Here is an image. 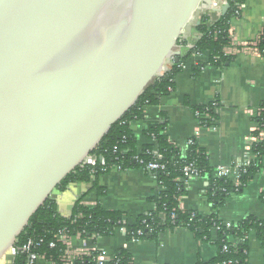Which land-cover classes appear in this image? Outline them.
<instances>
[{
    "label": "water",
    "instance_id": "95a60500",
    "mask_svg": "<svg viewBox=\"0 0 264 264\" xmlns=\"http://www.w3.org/2000/svg\"><path fill=\"white\" fill-rule=\"evenodd\" d=\"M211 6L0 0V260L169 60L177 62L182 31Z\"/></svg>",
    "mask_w": 264,
    "mask_h": 264
},
{
    "label": "crops",
    "instance_id": "0c3cea01",
    "mask_svg": "<svg viewBox=\"0 0 264 264\" xmlns=\"http://www.w3.org/2000/svg\"><path fill=\"white\" fill-rule=\"evenodd\" d=\"M203 15L216 21L221 14L207 11ZM229 26L230 46L224 54L230 58V63L222 69L206 68L197 77L192 76L190 63L177 74L173 92L161 98L157 105L144 107L142 119L130 124L138 150L147 143L143 133L149 127L166 122L169 141L181 151L194 141L206 152L213 173L218 168H232L249 158L250 136L255 127L253 119L264 101V58L255 48L264 28V0H244L239 17L232 19ZM198 38L195 27H189L180 40L186 46L177 47L176 51L180 56L184 55ZM171 65L172 61L167 66L170 68ZM216 101L217 121L212 128H205L199 124L191 107ZM96 183L103 193L101 196L91 182L72 184L64 192H54L51 199L56 203L58 213L68 218L81 197L86 206L99 203L106 211L124 213L129 223L153 210L149 200L156 195L157 182L141 169H111L101 174ZM208 186L207 176L188 179L184 186L186 193L178 200L180 210L204 217L216 215L222 224L231 226L250 217L264 221V204L260 197L264 193V160L255 178L238 194L228 197L217 211L206 197ZM81 248L95 251L107 261L125 251L132 264H199L208 263L217 256L213 242L196 240L184 228L166 231L157 241L127 242L123 230L111 237L71 241V250ZM247 248L248 264H264V250L254 233L247 237ZM0 264H12L9 254L0 260ZM35 264L52 263L41 258Z\"/></svg>",
    "mask_w": 264,
    "mask_h": 264
},
{
    "label": "trees",
    "instance_id": "16d2710c",
    "mask_svg": "<svg viewBox=\"0 0 264 264\" xmlns=\"http://www.w3.org/2000/svg\"><path fill=\"white\" fill-rule=\"evenodd\" d=\"M244 0H232L225 15H220L216 21L210 23L208 16L201 17L195 30L199 36L193 48L178 57L173 62L170 70L162 78L154 79L144 89L135 105L115 123L108 134L101 140L91 156L103 157L108 168L117 166L120 171L131 169H144L155 160L153 151L161 155L159 164L165 166L164 170L153 173L157 182V192L149 200L153 210L139 216L133 223H129L127 216L121 212L104 210L99 203L93 207H86L78 199L68 218L61 216L56 208L54 200L49 198L41 208L31 217L28 224L17 237L15 249L18 250L12 260V264H28V254L21 248L30 240L32 242L31 253L42 257L52 264H65L63 258L66 247L55 240L58 232L66 236L80 239L106 238L113 236L117 231L125 232L127 242L157 241L158 237L175 228L187 229L196 240L213 242L217 248V256L208 263L199 264H248L247 261V237L254 233L264 250V221L256 218L246 220L226 229L216 215L208 217L200 216L194 212L181 211L178 200L184 196L185 182L195 171L198 177L207 176L209 186L206 197L216 211L224 206L226 199L233 194H238L262 168L264 160V139L253 144L251 154L255 161L244 168L245 173L239 175V186L227 178H216L209 166L208 157L204 150L192 141L184 151L172 144L166 134L167 123L163 122L149 127L143 136L146 145L138 154L137 142L130 130V124L142 119L143 109L147 106L157 105L161 98L170 95L174 90V78L179 74L181 66L192 64V76L197 77L206 68L222 69L230 63V58L224 54V50L230 46V26L232 19L238 18L240 7ZM237 13V15H236ZM186 46L181 41L177 47ZM256 50L264 58V28L256 40ZM197 56L194 60L192 58ZM186 105H189L186 100ZM218 102L201 106L191 107L194 113L206 116L200 124L205 128H212L217 121L216 108ZM259 115L254 117L253 122L258 130L264 128V101L259 106ZM259 132L251 134L253 138ZM123 151H127L123 154ZM190 167L188 174L185 167ZM84 167L77 168L70 173L56 188L55 192H64L68 186L76 183H92L99 196L103 193L97 188L96 180L103 174L99 169L93 170ZM195 178V175L193 176ZM264 193L261 194V198ZM264 204V200L262 201ZM214 239V241H212ZM243 240L237 246L232 242ZM54 244V248L50 247ZM99 253L93 252L90 257L75 260L72 264H132L131 257L125 252H118L114 259L108 262H95L93 257Z\"/></svg>",
    "mask_w": 264,
    "mask_h": 264
},
{
    "label": "built area",
    "instance_id": "2783aa9c",
    "mask_svg": "<svg viewBox=\"0 0 264 264\" xmlns=\"http://www.w3.org/2000/svg\"><path fill=\"white\" fill-rule=\"evenodd\" d=\"M212 1V6H211V10H201L199 11L198 13V16L197 18L195 19L194 22H192L186 29H188L189 27H196V23L199 22L200 18L201 17H204L206 15H203L204 13H206L207 11H211V12H217V13H220V10L226 6V5H229V3L232 1V0H211ZM237 15V13H236ZM214 21L210 19V23L212 24ZM199 25V24H198ZM184 29V30H186ZM184 30L182 31V34H181V37H180V40L182 39V36H183V32ZM192 47H188L187 50H190L192 49ZM197 56H194L192 58V60H194ZM174 59H170L169 62L172 61V64H173V61ZM168 62V63H169ZM168 63L165 65L163 71L160 73L159 77L158 78H162L164 76V74L166 72H168L170 70V68L167 66ZM195 62H193L192 64H194ZM172 66V65H171ZM186 69V66L185 65H182L181 66V70H185ZM259 112L260 110L258 109L257 112L255 113V116H258L259 115ZM195 116H196V119L198 120L199 124H200V120L202 119H206L207 117L206 116H202L195 113ZM201 125V124H200ZM259 132L258 136L256 138H253L252 136H250V140L252 141V147H253V144H255L256 142H259L261 140L264 139V128L262 130H258L256 127H254V129L252 130V133L253 132ZM191 142L188 143V145L190 144ZM127 151H123L122 153L125 154ZM141 152V150H138V154ZM153 156L155 158V160H153L152 163H149L145 166L144 169H141L144 173L148 174V175H151L155 178V176L153 175V173L157 172V171H162L164 170L165 166L163 164H159V161L161 160V155H158L155 151H153ZM255 161V156L250 154L249 158L246 159L245 161H243L241 164L239 165H235L234 167L232 168H218L217 170L214 171V176L216 178H227L229 179L233 184L234 186H239V175L240 173H245V170L244 168H246L247 166H249L251 163H253ZM84 167H88L90 169H92V172H94L93 170H96V169H99L102 173H106L108 172L109 170L111 169H115V170H118L120 171V168L117 167V166H114L112 168H108L107 166V163H106V160L103 158V157H98V156H89L87 158V160L79 167V168H84ZM191 166L189 167H185L184 168V172L186 174H188L189 172V169H190ZM195 175V177H198L199 174H196L195 171H192L191 172V177L190 178H193V176ZM156 179V178H155ZM261 200L263 201L264 200V196H262ZM83 203V202H82ZM84 206H86L84 203H83ZM95 206V204L93 205ZM93 206H86V207H93ZM223 226L226 228V229H229L231 228V225L229 224H226ZM55 240L57 242H60L61 244H63L65 247H66V251H65V254H64V262L65 264H72L75 260H78V259H81V258H84V257H90L93 253L92 250H88V249H85V248H81V249H74V250H71V241L74 240V239H77V240H81L79 238V236H76L74 238H70L68 236H66L63 232H58L56 235H55ZM244 242L243 240H240V241H235V242H232V244H234L235 246H237L239 243H242ZM50 247L51 248H54V244H50ZM31 248H32V242L29 240L27 242V244H25L22 248H21V251L25 252L26 254H28V264H35L36 261L38 259H41L42 257H38L34 254L31 253ZM17 251L15 248L11 249L9 251V257L11 258V261L14 259V257L16 256L17 254ZM93 260L95 262H108L107 260H104V258L99 254L98 256H95L93 257Z\"/></svg>",
    "mask_w": 264,
    "mask_h": 264
},
{
    "label": "rangeland",
    "instance_id": "374dc122",
    "mask_svg": "<svg viewBox=\"0 0 264 264\" xmlns=\"http://www.w3.org/2000/svg\"><path fill=\"white\" fill-rule=\"evenodd\" d=\"M9 254V253H8Z\"/></svg>",
    "mask_w": 264,
    "mask_h": 264
}]
</instances>
